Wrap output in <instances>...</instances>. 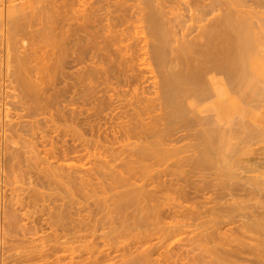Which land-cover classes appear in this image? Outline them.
I'll return each instance as SVG.
<instances>
[{
    "label": "bare ground",
    "instance_id": "1",
    "mask_svg": "<svg viewBox=\"0 0 264 264\" xmlns=\"http://www.w3.org/2000/svg\"><path fill=\"white\" fill-rule=\"evenodd\" d=\"M16 1L0 0V170L13 193L0 194V232L23 250L2 255L264 264V163L239 153L264 144L248 119L264 98V0ZM242 94L256 95L248 118L236 112L244 126L228 115Z\"/></svg>",
    "mask_w": 264,
    "mask_h": 264
},
{
    "label": "rangeland",
    "instance_id": "2",
    "mask_svg": "<svg viewBox=\"0 0 264 264\" xmlns=\"http://www.w3.org/2000/svg\"><path fill=\"white\" fill-rule=\"evenodd\" d=\"M22 1H23V0H22ZM18 2H21V1H20V0H17L16 3H18ZM182 11H183V10H182ZM182 11H181V12H182ZM258 43H260V42H258ZM261 43H262V42H261ZM261 43H260L259 45H262V46L264 47V39H263V44H261ZM256 47H257V46H256ZM263 47H262V49H263ZM256 49H258V51H261V50H259V48H256ZM262 52L264 53V49L261 51V53L259 52V54H262V55H263ZM260 56H261V55H260ZM261 58H262V57H261ZM262 64H264V63L262 62ZM2 67H3V63H0V75L2 74L0 77H1V78L3 77L2 80H1V82H0V84H4V82H6V84H7L6 76L4 75V72H5V71H4V68H2ZM2 72H3V73H2ZM4 77H5V78H4ZM1 78H0V79H1ZM262 79H263V78H262ZM262 81H264V79H263V80H260V82H262ZM259 84H263V82H262V83H259ZM263 85H264V84H263ZM5 88H7V87H5ZM5 88L2 87V89H4V91H7L9 94H11V93H13L14 95L16 94V93L13 92L14 90L10 89V87H8L9 89H8V88L5 89ZM261 88H262V87H261ZM263 88H264V87H263ZM8 90H10V91L12 90V91L10 92V91H8ZM258 91H259V90H258ZM260 91H262V89H261ZM8 93H7V95H9ZM261 93H264V91L261 92ZM13 94H12V95H13ZM248 95H249V94H246V95H245V94H244V95L242 94L243 101L241 100V101H240L241 103L239 102V109H240V111H239V109H237L236 111L231 112L232 114L234 113V114H233L234 116H233L232 114L230 115V113H229V114H228L229 117H232V119H233V117H234V118L236 117L235 115H238V114L240 115V113H236V112H237V111H238V112H241L242 109H243L242 107H244V106H245L246 104H248V103H249V105L252 103L254 106H251V105H250V106H251V108H252V111H253L254 114H255V117H254V118H252V117L254 116L253 113L251 114L252 116H249L250 118H248V114L246 113V112L248 111L247 107H246L247 110L244 109V111H246V112L243 113V111H242L241 113H243V114L246 113V115H247L246 118H248L249 120L253 119V121H249V120L247 119V120L249 121L250 124H252V125H253V124H259V125H263V126H264V98H263V100L260 99V98H257V102H256L255 100H254V101H249L248 103H247V102H244V101H245L244 98H246V96H248ZM263 95H264V94H263ZM244 96H245V97H244ZM249 96H251V97L253 98V96H256V95H253V96H252V95H249ZM249 96H248V97H249ZM258 96H259V95H258ZM258 96H257V97H258ZM10 97H11L10 95L7 97V100H8V101H12V97H11V100L9 99ZM249 99H250V97H249ZM249 99H248V100H249ZM254 99H256V97H254ZM258 99H260V101H259ZM5 100H6V99H5ZM5 100H4V101H5ZM7 100H6V101H7ZM239 100H240V98L238 99V101H239ZM250 100H252V99H250ZM246 101H247V100H246ZM258 101H259L260 103H259ZM261 101H262V102H261ZM243 102L245 103V105H243V104H244ZM253 102H254V103H253ZM255 102H256V104H257V107H256ZM242 103H243V104H242ZM8 106H10V105H8ZM246 106H248V105H246ZM250 106H249V107H250ZM240 107H241V108H240ZM8 108H9V107H8ZM14 109H15V108H13V107H11V108L9 109V112H10L9 114H10V117H12V118H13V117L15 118V114H16L15 111L17 112V110H16V109L14 110ZM250 110H251V109H249V111H250ZM252 111H250V112H252ZM13 112H14L15 114H14ZM11 113L14 114V115H12ZM241 116H244V115L241 114ZM238 117L240 118V116H238ZM236 118H237V117H236ZM236 118H235V119H236ZM239 118H237L236 120H238ZM241 118H242V117H241ZM241 118H240V120H242L244 124H243L242 122H240V120H238L239 123H242L243 126H244V125H248V124H245V122H246L247 120L244 122L245 117H243L244 119H241ZM232 119H231V118H228V120H232ZM233 120H234V119H233ZM233 120H232V121H233ZM236 120H234L233 122H235ZM256 120H257V121H256ZM259 120H260V121H259ZM232 121H231V122H232ZM238 121H237V122H238ZM248 121H247V122H248ZM233 122H232V124H233ZM252 122H253V123H252ZM254 122H255V123H254ZM261 122H262V123H261ZM240 126H241V124H240ZM249 127H250V125H249ZM251 127H252V126H251ZM251 127H250V128H251ZM247 129H248V128H247ZM247 129H246V131H247ZM249 130H250V129H249ZM253 132H254V131H253ZM254 134H255V133H254ZM254 134L251 133V135H254ZM255 135H256V134H255ZM258 136H259V135H258ZM258 136H257V137H258ZM255 137H256V136H255ZM237 138H238V140H239L240 137L237 136ZM244 138H245V135H244ZM244 138H243V136H242V139H244ZM249 138H250L249 140H251V142H253V141H252L253 138H252V137H249ZM251 138H252V139H251ZM242 139L240 138V140H242ZM258 139H259V137H258ZM0 140H1V139H0ZM236 140H237V139L232 140L233 142H231V143H232V144H233V143L235 144V142L238 141V140H237V141H236ZM240 140H239V143H240ZM244 140H245V141H248V138H246V139H244ZM255 140H256V138L254 139V141H255ZM257 141H258V140H256L255 142H256V143H259V142H257ZM243 142H244V141H243ZM251 142L249 141V143L247 142V144H250ZM255 142L253 143L254 146H253L252 144H250L251 146H248V145L246 144V145H247V146H246V145H244V144H245V143H244L243 145L246 146V149H242V147H241L242 152L240 151L239 153H243V154H244V152H246V154L249 153L253 148H255L256 146L259 145V144L256 145ZM231 143H230V145H232ZM0 144H1V142H0ZM241 144H242V143H241ZM230 145H229V146H230ZM236 145H237L236 148L238 149L239 146H238V144H236ZM239 145H240V144H239ZM233 146L235 147V145H233ZM234 147L230 146L229 148H231V149L233 148V150H234V149H235ZM247 147L249 148L248 150H247ZM250 147H251V148H250ZM244 148H245V147H244ZM250 149H251V150H250ZM249 150H250V151H249ZM237 151H238V150H237ZM0 152H1V146H0ZM229 154H230V153H229ZM217 166H218V165H217ZM222 167H223V165H222V166L220 165V167L218 166V171L216 170V172H217V173L220 172L218 176L221 177V175H222L223 177H221V179L224 180L225 176H224V173H223L224 171H223ZM221 169H222V170H221ZM256 169L258 170L259 167H256ZM219 170H221V171H219ZM211 171H212V170H211ZM222 171H223V172H222ZM212 173H213V171H212ZM249 175H254V173H250ZM260 175H261V176H264V172L261 173ZM218 179L220 180V178H218ZM27 181H28V180H26V182H27ZM1 183L5 184L4 181H3V178H2L1 170H0V184H1ZM3 184H1V186H0V194H1V192L3 193V191L5 190V192H7V196H8L9 194H12V195H10V197L13 196V193H12V191H11V187H12V186H11V187H8L9 185L7 186V184H6L7 187L5 186V188H6V189H5ZM19 185H20L19 183H16V184H15V186H17V187H19ZM23 185H24V184H23ZM23 185H21V186H23ZM1 187H2V188H1ZM24 187H25V185H24ZM3 188H4V189H3ZM19 188H20V187H19ZM1 189H3V190H1ZM6 190H7V191H6ZM209 192H210V191H209ZM209 192H207L206 194L209 195V194H210ZM208 193H209V194H208ZM5 194H6V193H5ZM206 194H205V195H206ZM1 195H2V194H1ZM1 195H0V198H1ZM207 195H206V196H207ZM10 197H9V198H10ZM245 197H246V196H245ZM261 199H262V198H261ZM263 199H264V197H263ZM263 199H262V201H264ZM244 200H245V199H244ZM257 200H258V199H257ZM246 201H247V199H246ZM252 202H253V201H252ZM253 203H254V202H253ZM256 203H257V202H256ZM260 203H261V202H259V204H260ZM245 204H247L248 206H247V207H244V208H245V210H248L249 205L252 204V203H250V201H249V202L247 201V203H246V202H243V206H244ZM245 206H246V205H245ZM256 206H257V205H256ZM250 207H251V205H250ZM259 207H260V206H259ZM259 207H258V209L261 208L260 210L264 209V208H263V207H264V203H262V205H261L260 208H259ZM253 208H254V207H253ZM255 208H256V207H255ZM258 209H257V210H258ZM250 210H252V207H251ZM250 210H249V211H250ZM254 210H256V209H254ZM257 210H256V211H257ZM243 211H244V209H243ZM249 211H248V212H249ZM256 211H255V212H256ZM258 211H259V210H258ZM258 211H257V212H258ZM245 212H247V211H245ZM258 213H259V212H258ZM258 213H257V215H261V214L263 213V210L260 211L261 214H258ZM37 215H40V213H37ZM257 215H256V217H257ZM258 217H259V216H258ZM261 217H262V216H261ZM261 217H260V218H261ZM263 217H264V216H263ZM263 217H262V218H263ZM256 219H257V218H256ZM235 220H236V219H234L233 222H230V226H233V225L236 224V223H237V225L240 224V220H239V218H238L236 221H235ZM238 220H239V222H238ZM263 220H264V218H263ZM263 220H262V221H263ZM25 221H26V220H25ZM231 221H232V220H231ZM259 221H260V220H259ZM262 221H260V223H262ZM227 222H228V221H226V224H225V223L222 224V229L224 228V230H222V229H221V230H222V231H226V229H227V230L229 229L231 232H233V231L237 228L236 225H235L236 228H235V229H232V228H234V227L230 228L229 225H227ZM234 222H235V223H234ZM211 223H212V222H211ZM228 224H229V222H228ZM232 224H233V225H232ZM253 225H254V224H253ZM255 225H256V224H255ZM258 225H259V224H257V226H258ZM262 225H264V221H263V224H262ZM225 226H228V227L225 229ZM260 226H261V224H260ZM263 228H264V226H263ZM263 228H262V229H257V230H259V231L261 230L260 232H262V231L264 230ZM44 229H45V228H44ZM251 229H253L252 231H249L250 233H252L251 235H253L254 232H255L257 235L260 234V232L257 233L256 231H254L255 227L252 226ZM251 229H250V230H251ZM1 230H2V229H1V224H0V231H1ZM45 230H46L45 233H47V232L49 233V230H48L47 228H46ZM229 230H228V231H229ZM232 230H233V231H232ZM255 230H256V229H255ZM236 231H237V230H236ZM236 231H234V232L236 233ZM1 232H2V231H1ZM1 232H0V252H1V253H0V264L3 263L2 261H5V260H6L7 255H6V257H4V256H5L4 253H5V252H8V251H9V250H8L9 248L11 249L10 251L13 252V253L10 252V255H11V254H15V253H16V252H15L16 250H17V252L20 253L19 255H21V254H22V251L20 252L19 249H20V248H21V249L23 248L22 244H19V245L13 244V245H12V244L10 243V242H13L12 239L10 240V239H7V238H6L8 241L10 240L9 242L6 241V240L3 238V235L1 234ZM231 232H230V233H231ZM234 232H233V233H234ZM238 232H239V231H238ZM249 232L247 233L248 235L250 234ZM226 233H227V232H226ZM230 233H229V234H230ZM233 233H231V234H232V235H231V238H232V236H233ZM236 234H237V233H236ZM236 234H234V235H236ZM239 234L241 235V233H239ZM261 234H262V233H261ZM263 234H264V232H263ZM1 235H2V236H1ZM236 236H237V235H236ZM254 236H255V238H256V235H254ZM262 236H263V235H262ZM262 236H259V237H262ZM237 237H238V236H237ZM237 237H235V238H237ZM239 237H240V236H239ZM239 237H238V238H239ZM241 237H242V236H241ZM241 237H240V238H241ZM238 238H237V239H238ZM242 238H243V237H242ZM244 238H245V237H244ZM257 238H258V237H257ZM263 239H264V238H263ZM263 239L261 238V240H263ZM2 240H3V241H2ZM239 240H241V239H239ZM252 240H254V239H251L250 241H252ZM1 241H2V243H1ZM242 241H244V239H242ZM248 241H249V240H248ZM250 241H249V242H250ZM263 241H264V240H263ZM255 242H256V241H255ZM8 243H9V246H10V247H8V245H6V244H8ZM15 243H17V242H15ZM250 243H251V242H250ZM252 243L254 244V242H252ZM257 243H260V241H257ZM257 243H256V244H257ZM263 243H264V242H263ZM2 244H3V245H2ZM17 244H18V243H17ZM260 245H261V244H260ZM1 246H3L2 248L5 249V250H7V251H4V250L1 248ZM4 246H5V247H4ZM6 246H7V247H6ZM11 246H13V248H12ZM262 246H263V245H262ZM15 247H17V248H15ZM19 247H20V248H19ZM6 248H7V249H6ZM13 249H15V251H13ZM2 250H3V251H2ZM18 250H19V251H18ZM22 250H23V249H22ZM3 252H4V253H3ZM23 252H24V251H23ZM2 253L4 254V256L2 255ZM62 253H64V252H59L58 255H61ZM6 254H9V252L6 253ZM64 254H65V255L62 254V255L64 256V257L62 256L63 258L60 257V259L62 258L63 260H64V258H65L64 261L61 259V260H62V261L60 260L61 262H60V261L57 262L56 257H53L52 260H54V258H55L56 261L54 260V262H57V264H59V263L62 264L63 262H64L63 264H68V261L70 262L69 259L71 258V256H69V255H71V254L68 253V256H69V257L67 256L66 252H65ZM10 255H9L8 257H10ZM2 256H3V257H2ZM12 256H14V255H12ZM16 256L18 257L17 254H16ZM66 256H67V257H66ZM75 257H76V256H75ZM75 257H74L73 260L78 259V258H75ZM2 258H4L5 260L2 259ZM12 258H15V256H14V257H11V258H9V259H12ZM67 258H69V259H67ZM9 259L7 258V261H5V262H6L5 264L8 263ZM71 259H72V258H71ZM1 260H2V261H1ZM67 260H68V261H67ZM11 261H12V260H10L8 264H11V263H12ZM50 261H51V260H50ZM3 264H4V263H3ZM12 264H13V263H12ZM17 264H20V263H17ZM21 264H22V263H21ZM24 264H25V263H24ZM27 264H29V263H27ZM50 264H51V263H50ZM53 264H55V263H53Z\"/></svg>",
    "mask_w": 264,
    "mask_h": 264
},
{
    "label": "crops",
    "instance_id": "3",
    "mask_svg": "<svg viewBox=\"0 0 264 264\" xmlns=\"http://www.w3.org/2000/svg\"><path fill=\"white\" fill-rule=\"evenodd\" d=\"M252 157L253 159L255 158L257 164H258V160H260L261 163L262 162L264 163V144L254 148ZM244 162L245 164H247V166H251L247 161Z\"/></svg>",
    "mask_w": 264,
    "mask_h": 264
}]
</instances>
